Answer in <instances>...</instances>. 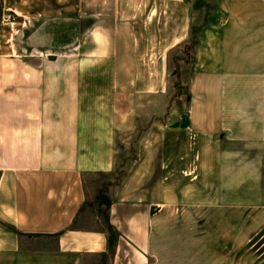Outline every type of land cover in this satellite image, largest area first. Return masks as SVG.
Here are the masks:
<instances>
[{
  "label": "crops",
  "instance_id": "crops-1",
  "mask_svg": "<svg viewBox=\"0 0 264 264\" xmlns=\"http://www.w3.org/2000/svg\"><path fill=\"white\" fill-rule=\"evenodd\" d=\"M0 264H264V0H0Z\"/></svg>",
  "mask_w": 264,
  "mask_h": 264
},
{
  "label": "rangeland",
  "instance_id": "rangeland-1",
  "mask_svg": "<svg viewBox=\"0 0 264 264\" xmlns=\"http://www.w3.org/2000/svg\"><path fill=\"white\" fill-rule=\"evenodd\" d=\"M189 50H190V48L189 47H187V48H185L184 49V53H188L189 52ZM174 69V68H173ZM179 85V84H178ZM180 92L178 93V95H177V97L178 98H180L182 95L181 94H183V92L181 91V89L179 90ZM181 99V98H180Z\"/></svg>",
  "mask_w": 264,
  "mask_h": 264
},
{
  "label": "trees",
  "instance_id": "trees-1",
  "mask_svg": "<svg viewBox=\"0 0 264 264\" xmlns=\"http://www.w3.org/2000/svg\"><path fill=\"white\" fill-rule=\"evenodd\" d=\"M110 230H111V249H112V243H113V239H114V236H115V232H114L112 226H110Z\"/></svg>",
  "mask_w": 264,
  "mask_h": 264
},
{
  "label": "built area",
  "instance_id": "built-area-1",
  "mask_svg": "<svg viewBox=\"0 0 264 264\" xmlns=\"http://www.w3.org/2000/svg\"><path fill=\"white\" fill-rule=\"evenodd\" d=\"M5 19H6V21H12V17H11V15H7V16H5Z\"/></svg>",
  "mask_w": 264,
  "mask_h": 264
}]
</instances>
